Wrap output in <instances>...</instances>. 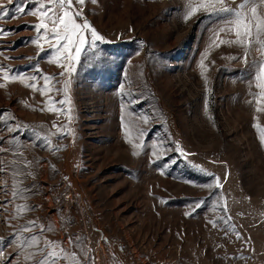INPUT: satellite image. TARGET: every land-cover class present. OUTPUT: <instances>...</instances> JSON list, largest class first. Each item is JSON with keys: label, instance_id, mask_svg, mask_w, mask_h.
Listing matches in <instances>:
<instances>
[{"label": "rangeland", "instance_id": "1", "mask_svg": "<svg viewBox=\"0 0 264 264\" xmlns=\"http://www.w3.org/2000/svg\"><path fill=\"white\" fill-rule=\"evenodd\" d=\"M73 4L105 41L70 77L39 13L0 19V264H264V46L222 43L206 0Z\"/></svg>", "mask_w": 264, "mask_h": 264}, {"label": "snow or ice", "instance_id": "2", "mask_svg": "<svg viewBox=\"0 0 264 264\" xmlns=\"http://www.w3.org/2000/svg\"><path fill=\"white\" fill-rule=\"evenodd\" d=\"M31 0H21L19 4H17V0H9V3H15L16 8L15 12L12 13V16H9V12L6 6L0 5V19L3 18H15L18 15H39L43 18L41 23L30 25L26 27H31L33 30L37 32V36L33 39L29 40V43L37 44L40 47V51L44 52L46 49L43 45L39 44L41 38H44L47 41L55 40V44L49 43L48 50L54 52L60 56H62V60L66 63H61L60 66L64 68L59 75L62 77H70L71 74L75 71V63L78 61L79 57L82 54L83 46L87 45L88 47H96L98 42H104L105 38L97 32V30L92 27L87 20H84L82 23H78L77 19L82 15V10H79L73 4V0H48L47 6L43 3L39 8L35 11L27 8V4L30 3ZM86 0H76V4L84 5ZM264 5V0H252L250 4V0H243L237 8H232L224 5V0H206L205 10L210 7L211 11L208 13L209 15H220L223 13H231V16L224 20V24L227 26L226 28H221L220 31H229L233 30V26L235 27V36L236 39L234 41H222V43H235L238 46L244 47L246 50L252 43H258L264 46V39H261V36H264V16H261L258 12V9ZM56 6H59L60 11L56 10ZM198 11L197 8H192L190 12H188L186 19L191 18ZM46 21V22H45ZM52 25V27H49ZM0 35H3V32L0 31ZM213 43H215V37L213 38ZM264 54V53H262ZM7 59V57H6ZM245 63H247V51H245L244 55ZM255 64V62H254ZM257 71L255 73L254 79L257 82L256 88L260 91L258 93H254L255 96H259L264 98V60H260L258 64H255ZM36 67L37 72H39L38 66ZM11 71L7 66L0 68V72H8ZM19 74L13 73L12 79H17ZM33 81L43 79L45 81L44 87H37L38 91H41L43 94L45 88L50 92L59 93L61 89L56 88L54 85L49 86V82L56 81L59 83L57 77L47 76L40 72L39 76H33L31 78ZM29 87H35L34 84H30ZM67 87V84L64 85ZM50 101L55 104H61L60 109H56L57 112L66 110L63 108V104L66 103L64 100L56 101L51 96L49 97ZM12 125H9V130H11ZM20 130V126H17V131ZM61 138L68 135L66 132L59 133ZM15 140V136L12 138ZM47 147V144H45ZM178 155L185 156L186 153L179 152ZM2 171V169H0ZM209 175H212L209 173ZM217 179L218 178H215ZM196 207H200V203H196ZM226 211V208H225ZM223 219V217H221ZM215 226V221H213ZM31 227H35L34 222H30ZM27 230V229H25ZM43 231V228H41ZM237 238L241 237L237 234ZM32 240L38 241V237L33 236ZM70 242H71V238ZM107 242V241H105ZM0 243H3V240L0 239ZM11 241L9 242V246ZM47 246V245H46ZM40 250L34 255H39ZM48 256H52V253H48ZM54 259H61V257H53ZM66 258V257H65ZM47 259V257L45 258ZM39 264H45V260H41Z\"/></svg>", "mask_w": 264, "mask_h": 264}]
</instances>
